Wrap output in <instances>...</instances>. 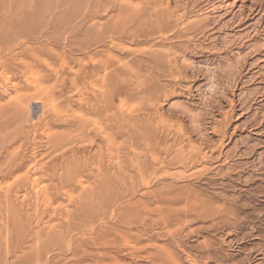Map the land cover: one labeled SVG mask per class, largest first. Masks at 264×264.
I'll use <instances>...</instances> for the list:
<instances>
[{
  "label": "rangeland",
  "instance_id": "1",
  "mask_svg": "<svg viewBox=\"0 0 264 264\" xmlns=\"http://www.w3.org/2000/svg\"><path fill=\"white\" fill-rule=\"evenodd\" d=\"M14 212L0 264H264V0H0Z\"/></svg>",
  "mask_w": 264,
  "mask_h": 264
},
{
  "label": "bare ground",
  "instance_id": "2",
  "mask_svg": "<svg viewBox=\"0 0 264 264\" xmlns=\"http://www.w3.org/2000/svg\"><path fill=\"white\" fill-rule=\"evenodd\" d=\"M157 63V62H156ZM115 64V63H114ZM50 66V65H49ZM114 66V65H113ZM125 66H126V64H125ZM127 67V66H126ZM111 68V67H110ZM128 68V67H127ZM126 68V69H127ZM108 71V70H107ZM121 74V73H120ZM85 75V74H84ZM88 75H90V74H88ZM94 75V74H93ZM105 75V74H104ZM103 75V76H104ZM86 76V75H85ZM110 76V75H109ZM102 77V76H101ZM106 77V76H105ZM104 77V78H105ZM114 77V76H113ZM103 78V77H102ZM92 79V78H91ZM111 79V78H110ZM74 80H76V79H74ZM90 81V80H89ZM126 81V80H125ZM103 82V81H102ZM111 82V81H110ZM70 83H72V82H70ZM92 83V82H91ZM106 83V82H105ZM104 83V84H105ZM108 85V84H107ZM75 86H76V84H75ZM80 87V86H79ZM92 87H93V85H92ZM103 87V86H102ZM111 87V86H110ZM77 87H75V89H76ZM100 88V87H99ZM98 88V89H99ZM104 88H105V86H104ZM104 88H102V90L104 89ZM109 87H107V89H108ZM78 89V88H77ZM37 90V89H36ZM42 90H44L45 91V89L43 88ZM101 90V91H102ZM105 90V89H104ZM39 91H41V89L39 90ZM43 92V91H42ZM106 92V91H105ZM105 92H102L103 94L105 93ZM49 93V92H48ZM95 93V92H94ZM110 93V92H109ZM51 94V93H50ZM93 94V93H92ZM103 94H102V97H103ZM108 94V93H107ZM47 95H49V94H47ZM51 96H52V94H51ZM79 97V99H80V96H78ZM159 97V96H158ZM47 98H49V96L47 97ZM53 97H51V99H52ZM112 98V97H111ZM115 98V97H114ZM103 99V98H102ZM110 100V99H109ZM106 101V100H105ZM35 102V101H34ZM34 102H32V103H34ZM81 102V101H80ZM98 102V101H97ZM41 102H36L35 104L36 105H38V104H40ZM52 103V102H51ZM54 103V102H53ZM53 103H52V105H53ZM86 103V102H85ZM94 103V102H93ZM110 104V103H109ZM51 105V104H50ZM88 105V104H87ZM49 106V105H48ZM81 107H82V105H81ZM86 108V107H85ZM88 108V107H87ZM91 108V107H90ZM35 109V108H34ZM39 109H40V107H39ZM43 109H44V107H43ZM33 110V109H32ZM36 110H38V108L36 109ZM40 110H42V109H40ZM34 111V110H33ZM39 111V110H38ZM97 111V110H96ZM35 112V111H34ZM24 113H26V112H24ZM40 113H41V111H40ZM92 113H94V112H92ZM27 114H28V112H27ZM36 114V113H35ZM34 114V115H35ZM90 114V113H89ZM82 116H84V114H82ZM101 118V117H100ZM83 119V118H82ZM104 119V118H103ZM78 120H81V118L80 119H78ZM90 120V119H89ZM83 120H81V122H82ZM83 122H85V121H83ZM82 122V124H84ZM90 122H91V120H90ZM94 122V121H93ZM89 123V122H88ZM95 124V123H94ZM93 124V125H94ZM86 125V124H85ZM92 125V124H91ZM84 126V125H83ZM82 126V127H83ZM89 126V125H88ZM102 126V125H101ZM117 126V125H116ZM93 127V126H92ZM92 127H91V129H92ZM103 127V126H102ZM86 128H88V127H86ZM90 129V128H89ZM89 129H88V131H89ZM111 129V128H110ZM101 130H102V128H101ZM104 130V129H103ZM105 130H107V129H105ZM104 130V132L106 133V131ZM84 132V131H83ZM92 132V131H91ZM102 132V131H101ZM104 132H102V135H103V133ZM88 134H89V132H87ZM97 134V133H96ZM106 134H108V132L106 133ZM84 136V135H83ZM90 136V135H89ZM80 137V136H79ZM78 137V138H79ZM97 137V136H96ZM81 139V138H80ZM83 139H86L85 138V136H84V138ZM83 139L81 140V141H83ZM87 139H88V137H87ZM86 139V140H87ZM91 139V138H90ZM80 141V142H81ZM91 141V140H90ZM94 141H95V139H94ZM84 142V141H83ZM86 142V141H85ZM88 142V141H87ZM78 143H79V141H78ZM81 144V143H80ZM78 154V153H77ZM103 154V153H102ZM87 162V161H86ZM82 166V165H81ZM77 167V166H76ZM88 170V169H87ZM69 174H70V172H69ZM76 174V173H75ZM62 175V174H61ZM60 175V179H61V177L63 176H61ZM74 176V175H73ZM67 177V176H66ZM68 178V177H67ZM80 178V177H79ZM69 179V178H68ZM71 179V178H70ZM74 180V179H73ZM78 180V179H77ZM102 180V179H101ZM60 181V180H59ZM71 181V180H70ZM61 182V181H60ZM94 182V181H93ZM96 182V181H95ZM99 182V181H98ZM83 183V182H82ZM106 183H107V181H106ZM67 184H68V182H67ZM103 184V183H102ZM101 184V185H102ZM36 185V184H35ZM79 185V184H78ZM80 185H81V183H80ZM95 185H96V183H95ZM57 186V185H56ZM81 186H83V185H81ZM25 189V188H24ZM27 189V188H26ZM55 191V190H54ZM10 192V191H9ZM34 192V191H33ZM45 192H47L46 190H45ZM43 195L45 194V193H42ZM47 194V193H46ZM52 194V193H51ZM7 195V194H6ZM11 195V194H10ZM25 195H27V194H25ZM71 195V194H70ZM73 195V194H72ZM9 196V195H8ZM36 197H37V195H35ZM38 196H40V195H38ZM6 197V196H5ZM41 197V196H40ZM47 198H48V196H46ZM46 197H42V198H44V199H46V201H47V198ZM10 198V197H9ZM9 198L7 197V199H8V202L11 200H9ZM50 198V197H49ZM37 199H39V198H37ZM51 200V199H50ZM37 201V200H36ZM45 201V200H44ZM45 201V202H46ZM52 201V200H51ZM7 202V203H8ZM11 202V203H10ZM9 203H10V206H11V204H13V202H12V200L10 201ZM42 202H43V200H42ZM49 202V201H48ZM37 204V203H36ZM29 206V205H28ZM37 206V205H36ZM160 206V205H159ZM13 207V206H12ZM14 208H16L17 209V207H14ZM22 208V207H21ZM206 208V207H205ZM211 208V207H210ZM9 209H11V208H9ZM26 209V208H25ZM13 210H15V209H13ZM12 210V211H13ZM35 210H36V212H37V209L35 208ZM9 212H11V211H9ZM16 212V211H15ZM15 212L13 213V215H11V213L9 214V215H11V216H8L7 218H4L3 216V218H2V222H0L1 224H3V228H4V230L6 231V234L4 235V242L6 243V245H8V244H10V242H11V237H12V234H14V233H23V232H26L27 230H29L30 228H34L35 226H37L36 228H38L39 229V224H41V220H42V218L40 217V218H37L36 216H35V218H37V219H33V218H31V217H28V216H25V217H21L18 213H17V216H16V214H15ZM44 212V211H43ZM42 212V214H44ZM47 213V212H46ZM15 214V215H14ZM26 214H28V213H26ZM40 214V213H39ZM19 215V216H18ZM30 216H32V213L31 214H29ZM37 215V214H36ZM54 215V214H53ZM34 216V215H33ZM41 216V215H40ZM44 215H42V217H43ZM52 218V217H51ZM41 219V220H40ZM50 219V218H49ZM44 223V222H43ZM56 224V223H55ZM67 224H69V221L67 222ZM72 224H74V221H72ZM46 225V224H45ZM75 225H76V223H75ZM78 225V224H77ZM81 225V224H80ZM51 226H53V225H51ZM51 226H48V227H50L49 229H53V231L55 232L56 230L54 229V228H57V226H53V227H51ZM69 226H70V224H69ZM74 226V225H73ZM87 226V225H86ZM154 227V226H153ZM36 228H35V230H36ZM46 228V227H45ZM32 229H30V230H32ZM71 229H72V227H71ZM34 230V229H33ZM35 230H34V232H35ZM39 230H41V229H39ZM43 230H44V225H43ZM51 230H48L49 231V233H51L52 231ZM64 230V229H63ZM80 230V229H79ZM51 231V232H50ZM61 231V230H60ZM70 231V230H69ZM68 231V232H69ZM81 231V230H80ZM2 232V231H1ZM38 233H35V234H40V232L41 231H37ZM59 232V231H58ZM71 232V231H70ZM26 233H28V231L26 232ZM42 233H43V231H42ZM45 233V232H44ZM60 233V232H59ZM79 233V232H78ZM47 234H48V232H47ZM75 234V233H74ZM83 234H85V233H83ZM24 235V234H23ZM42 235V234H41ZM45 235V234H44ZM98 235V234H97ZM157 235V234H156ZM16 236H18L19 237V235H16ZM72 236V235H71ZM90 236V235H89ZM0 237H2V235H0ZM20 237H22L21 235H20ZM25 237V236H24ZM33 237V236H32ZM36 237V236H35ZM43 237V236H42ZM45 237V236H44ZM67 237V236H66ZM123 237V236H122ZM30 238V237H29ZM40 238V237H39ZM47 238V237H46ZM54 238V237H53ZM74 238V237H73ZM83 238V237H82ZM84 238H86V237H84ZM90 238V237H89ZM96 238V237H95ZM42 239V238H41ZM40 239V240H41ZM70 239V238H69ZM87 239H88V237H87ZM108 239V238H107ZM112 239V238H111ZM36 240V239H35ZM43 240H44V238H43ZM75 240V239H74ZM74 240H72L71 242H73ZM84 240H86V239H84ZM46 241V240H45ZM76 241V240H75ZM74 241V242H75ZM77 241H78V239H77ZM91 241H93V240H91ZM65 242V241H64ZM100 242H101V240H100ZM104 242V241H103ZM102 242V243H103ZM36 243V242H35ZM38 243V242H37ZM42 243V242H41ZM45 243V242H44ZM44 243H43V246H44ZM79 243V242H78ZM95 243V242H94ZM114 243H116V242H114ZM113 243V244H114ZM67 244H68V242H67ZM81 244V243H80ZM100 244V243H99ZM98 244V245H99ZM104 244H106L105 242H104ZM79 245V244H78ZM108 245V244H107ZM9 246V245H8ZM101 246V245H100ZM40 249V248H39ZM171 258V257H170ZM172 260V259H171ZM175 263V262H174ZM176 264V263H175ZM178 264V263H177Z\"/></svg>",
  "mask_w": 264,
  "mask_h": 264
}]
</instances>
